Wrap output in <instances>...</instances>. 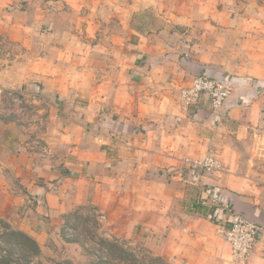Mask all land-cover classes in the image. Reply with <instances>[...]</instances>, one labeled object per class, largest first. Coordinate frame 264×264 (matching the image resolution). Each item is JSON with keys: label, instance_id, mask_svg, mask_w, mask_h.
<instances>
[{"label": "crops", "instance_id": "crops-1", "mask_svg": "<svg viewBox=\"0 0 264 264\" xmlns=\"http://www.w3.org/2000/svg\"><path fill=\"white\" fill-rule=\"evenodd\" d=\"M158 1L167 7L155 29L143 13ZM251 1L181 0L177 15L176 0H0V100L39 92L55 117L43 134L51 154L16 161L37 162L42 181L72 176V206L93 205L165 264H235L225 237L233 212L259 226L247 264H264V23L228 11ZM177 23H191L198 52L182 61ZM229 68L235 76L217 71ZM202 73L232 85L218 112L206 95L181 100ZM11 139L0 149L13 151ZM209 153L224 171L183 164Z\"/></svg>", "mask_w": 264, "mask_h": 264}, {"label": "rangeland", "instance_id": "rangeland-1", "mask_svg": "<svg viewBox=\"0 0 264 264\" xmlns=\"http://www.w3.org/2000/svg\"><path fill=\"white\" fill-rule=\"evenodd\" d=\"M179 1L176 0V4L170 7L172 10L175 7L177 15H184L187 8L182 9ZM257 1L253 0L247 5L243 2L231 4L228 11L232 8L240 14L248 11L250 15L257 16L254 23L261 25L264 23V3ZM155 6H150L143 14L149 25L153 24L155 29H159L163 22L155 13L161 14L167 6L159 1ZM196 7L191 6L189 12L194 14ZM194 23L198 22L192 21L195 26ZM191 29V23L176 24V31L181 34L175 41L177 61L198 54L191 48L194 43H190L195 39L191 37ZM217 71L224 75L236 74L230 68ZM16 89L23 93L12 90L10 92L13 94H10L6 91L0 100V139L5 138L7 141L11 137L15 142L13 151L0 149V159L10 162L4 166L0 164V248L8 252L9 245L15 239L18 241L23 238L21 234L11 233L14 231L24 233L39 245L37 255L32 251L25 254L19 251L15 255L22 259L19 261L21 264H165L154 259L152 245L142 243L134 231L115 233L112 227L114 223L105 213L93 208V205L80 203L72 206L70 189L75 187L73 181L69 180L72 176L62 175V180L43 179L44 182L39 179L38 171L34 170L37 162L32 159V165L28 166L16 161L26 154L41 159L47 158L42 155L43 152L51 154L49 150L53 147L50 148L48 141L44 142L43 134L55 118L51 114L53 108L50 109V104L40 98L39 92L27 94L23 88ZM49 142H55L54 138ZM65 188L69 191L67 198L60 192ZM120 223L121 226L125 224ZM127 225L131 228L129 223ZM7 236L12 238L9 243ZM6 251L0 250V254L7 255Z\"/></svg>", "mask_w": 264, "mask_h": 264}, {"label": "built area", "instance_id": "built-area-1", "mask_svg": "<svg viewBox=\"0 0 264 264\" xmlns=\"http://www.w3.org/2000/svg\"><path fill=\"white\" fill-rule=\"evenodd\" d=\"M231 92L232 85L227 80L201 74L181 90V100L185 105L192 106L198 104L201 97L206 95L212 109L218 112L223 108ZM12 97L14 98V95ZM183 164L189 169L208 174L225 170V166L213 153L197 159L185 157ZM230 215L225 237L230 245L232 261L235 264H247L255 249L260 228L254 221L238 213L233 212Z\"/></svg>", "mask_w": 264, "mask_h": 264}, {"label": "trees", "instance_id": "trees-1", "mask_svg": "<svg viewBox=\"0 0 264 264\" xmlns=\"http://www.w3.org/2000/svg\"><path fill=\"white\" fill-rule=\"evenodd\" d=\"M11 233L21 234L23 238H19L18 241L15 239L9 245L10 249L8 250V252L5 249H3L2 247L0 248V250L7 252V255L4 253L0 254V264H13V263L21 264L19 261L20 260L22 261V259L17 258L15 256V255H17V253L19 251H21L22 254H25L28 251L36 252V255L39 253V245L36 243L35 240L31 239L29 236H27L21 232L12 231ZM7 235H9V234H7ZM12 235H9V236H12ZM6 240L9 243V240H12V238L7 236ZM38 264H41V263L38 262Z\"/></svg>", "mask_w": 264, "mask_h": 264}]
</instances>
